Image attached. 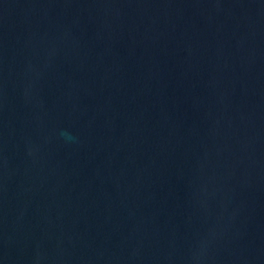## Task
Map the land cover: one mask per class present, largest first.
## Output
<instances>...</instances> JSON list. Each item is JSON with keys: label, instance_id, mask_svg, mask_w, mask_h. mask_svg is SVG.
Returning <instances> with one entry per match:
<instances>
[{"label": "water", "instance_id": "1", "mask_svg": "<svg viewBox=\"0 0 264 264\" xmlns=\"http://www.w3.org/2000/svg\"><path fill=\"white\" fill-rule=\"evenodd\" d=\"M0 264H264V0H0Z\"/></svg>", "mask_w": 264, "mask_h": 264}]
</instances>
